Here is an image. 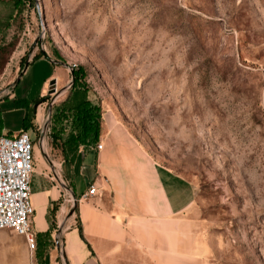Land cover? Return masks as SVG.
Listing matches in <instances>:
<instances>
[{"label": "rangeland", "instance_id": "374dc122", "mask_svg": "<svg viewBox=\"0 0 264 264\" xmlns=\"http://www.w3.org/2000/svg\"><path fill=\"white\" fill-rule=\"evenodd\" d=\"M20 5L0 1V111L8 130H20L25 112L6 99L25 66L47 57L57 67L21 130L35 139L32 189L55 182L49 164L95 147L91 127L99 121L102 136L106 121L148 161L195 186L193 203L173 224V264H264V0ZM26 77L13 92L33 99L40 80L27 88Z\"/></svg>", "mask_w": 264, "mask_h": 264}, {"label": "crops", "instance_id": "0c3cea01", "mask_svg": "<svg viewBox=\"0 0 264 264\" xmlns=\"http://www.w3.org/2000/svg\"><path fill=\"white\" fill-rule=\"evenodd\" d=\"M54 62L42 57L27 64L6 98L13 109L25 111L23 118L29 117L31 106L56 77ZM25 77L27 88L35 77L40 80L39 94L33 99L13 92ZM19 101L29 103L27 108L16 106ZM1 119L0 135L22 130V121L13 133L4 126L3 115ZM98 144L101 150L73 149L64 160L49 164L55 182L45 181L31 192L35 250L29 251L22 236L0 231V264H126L133 257L138 264L149 259L153 264H173L172 253L179 254L173 224L193 203L195 186L148 161L125 132L112 129L106 121ZM91 184L95 194L80 199ZM61 198L65 204L52 213Z\"/></svg>", "mask_w": 264, "mask_h": 264}, {"label": "built area", "instance_id": "2783aa9c", "mask_svg": "<svg viewBox=\"0 0 264 264\" xmlns=\"http://www.w3.org/2000/svg\"><path fill=\"white\" fill-rule=\"evenodd\" d=\"M34 142V135L28 131L0 135V231L9 230L22 236L31 253L36 246L31 201ZM95 147L101 150L102 145ZM95 192L91 184L80 199L86 200Z\"/></svg>", "mask_w": 264, "mask_h": 264}, {"label": "trees", "instance_id": "16d2710c", "mask_svg": "<svg viewBox=\"0 0 264 264\" xmlns=\"http://www.w3.org/2000/svg\"><path fill=\"white\" fill-rule=\"evenodd\" d=\"M13 4H14L15 8H16L17 11H18V10H19V5L21 4V0H13ZM20 6H21V5H20ZM38 101H39V99H37V100L34 102V104H37ZM28 104H29V103H27L26 101H19V102L15 103L16 106H21V107L23 106L24 108H27ZM27 121H28V116H25V117L23 118V121H22V130H24V129L26 128V123H27ZM1 128H2V119H1V113H0V130H1ZM98 128H99V121H98L97 124L95 123V126L92 125V127H91L92 135H91V137H89V138H90V140H92V142H94V143H95V142H98V139H99V137H100V136H99V132H98ZM7 135H8V134H7ZM8 136H10V135H8ZM87 138H88V136H87ZM83 141H84V140L81 141V144L84 143ZM82 145H83V144H82ZM56 210H57V208H56L55 206H53L52 209H51V212H52V213H55Z\"/></svg>", "mask_w": 264, "mask_h": 264}, {"label": "water", "instance_id": "95a60500", "mask_svg": "<svg viewBox=\"0 0 264 264\" xmlns=\"http://www.w3.org/2000/svg\"><path fill=\"white\" fill-rule=\"evenodd\" d=\"M45 58H47V57H45ZM55 64H56V62H54Z\"/></svg>", "mask_w": 264, "mask_h": 264}]
</instances>
